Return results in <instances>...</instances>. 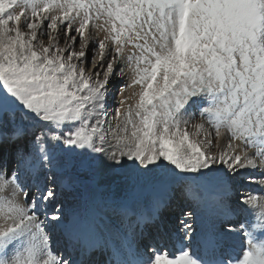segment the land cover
Masks as SVG:
<instances>
[{
    "label": "snow or ice",
    "instance_id": "obj_1",
    "mask_svg": "<svg viewBox=\"0 0 264 264\" xmlns=\"http://www.w3.org/2000/svg\"><path fill=\"white\" fill-rule=\"evenodd\" d=\"M0 264H264V0H0Z\"/></svg>",
    "mask_w": 264,
    "mask_h": 264
},
{
    "label": "rangeland",
    "instance_id": "obj_2",
    "mask_svg": "<svg viewBox=\"0 0 264 264\" xmlns=\"http://www.w3.org/2000/svg\"><path fill=\"white\" fill-rule=\"evenodd\" d=\"M86 184L93 182L91 185L95 190V196L97 200L100 199V203H110L114 198H118L122 195L123 185L120 178L111 172H104L99 174L94 180H89L86 177L81 178ZM98 185V187H97ZM70 199V198H69Z\"/></svg>",
    "mask_w": 264,
    "mask_h": 264
},
{
    "label": "bare ground",
    "instance_id": "obj_3",
    "mask_svg": "<svg viewBox=\"0 0 264 264\" xmlns=\"http://www.w3.org/2000/svg\"><path fill=\"white\" fill-rule=\"evenodd\" d=\"M72 198L70 197V200H71ZM115 223H119L118 221H115ZM124 227H127V221H125V223H124V225H123ZM145 230V232H147L149 229L148 228H145L144 229Z\"/></svg>",
    "mask_w": 264,
    "mask_h": 264
}]
</instances>
